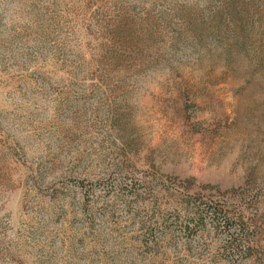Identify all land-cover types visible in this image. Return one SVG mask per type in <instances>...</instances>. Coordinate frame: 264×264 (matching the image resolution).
Returning a JSON list of instances; mask_svg holds the SVG:
<instances>
[{"label": "rangeland", "instance_id": "rangeland-1", "mask_svg": "<svg viewBox=\"0 0 264 264\" xmlns=\"http://www.w3.org/2000/svg\"><path fill=\"white\" fill-rule=\"evenodd\" d=\"M0 264H264V0H0Z\"/></svg>", "mask_w": 264, "mask_h": 264}]
</instances>
